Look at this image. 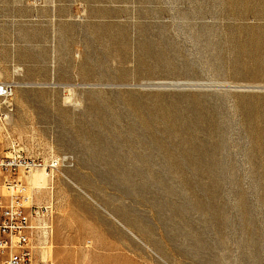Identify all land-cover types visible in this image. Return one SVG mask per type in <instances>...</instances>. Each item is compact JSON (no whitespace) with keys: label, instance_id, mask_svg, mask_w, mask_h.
I'll return each instance as SVG.
<instances>
[{"label":"rangeland","instance_id":"1","mask_svg":"<svg viewBox=\"0 0 264 264\" xmlns=\"http://www.w3.org/2000/svg\"><path fill=\"white\" fill-rule=\"evenodd\" d=\"M0 82L43 261L264 264V0H0Z\"/></svg>","mask_w":264,"mask_h":264},{"label":"built area","instance_id":"2","mask_svg":"<svg viewBox=\"0 0 264 264\" xmlns=\"http://www.w3.org/2000/svg\"><path fill=\"white\" fill-rule=\"evenodd\" d=\"M14 92L13 84L0 82V101L6 109L10 108ZM47 168L43 162L26 158L16 150L0 156V180L10 194L0 193V264H52L33 250L49 236L47 221L52 208L34 205L22 194L21 183L11 180L13 176Z\"/></svg>","mask_w":264,"mask_h":264},{"label":"bare ground","instance_id":"3","mask_svg":"<svg viewBox=\"0 0 264 264\" xmlns=\"http://www.w3.org/2000/svg\"><path fill=\"white\" fill-rule=\"evenodd\" d=\"M1 175L2 173H0V176ZM18 183H21V180H18ZM33 250L43 260V251L39 248V246H34Z\"/></svg>","mask_w":264,"mask_h":264}]
</instances>
